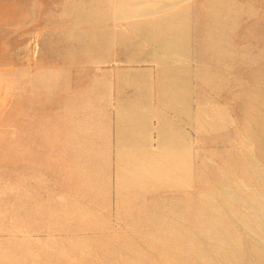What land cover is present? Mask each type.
<instances>
[{
  "label": "rangeland",
  "instance_id": "obj_1",
  "mask_svg": "<svg viewBox=\"0 0 264 264\" xmlns=\"http://www.w3.org/2000/svg\"><path fill=\"white\" fill-rule=\"evenodd\" d=\"M52 2L178 107L109 122L105 70H44L34 28L38 69L0 70V264H264V0Z\"/></svg>",
  "mask_w": 264,
  "mask_h": 264
},
{
  "label": "crops",
  "instance_id": "obj_2",
  "mask_svg": "<svg viewBox=\"0 0 264 264\" xmlns=\"http://www.w3.org/2000/svg\"><path fill=\"white\" fill-rule=\"evenodd\" d=\"M59 7H54L52 0H0V70H37L31 55V44L39 41L34 28L44 26V70H105L108 74L109 94L104 108L109 122L121 126L127 116L146 113L154 123L157 122L159 108L171 116L175 113L178 97L171 80L167 81L168 88L159 91L157 70H149L148 67L146 70H130L128 67L133 65L135 58L117 54L118 49L124 48L116 46L108 35L110 29L99 30L88 36L86 41L79 29L84 22L54 18V12L60 10ZM103 26L110 28L112 25ZM142 50L139 58L142 62L148 66L159 65V58L150 53L152 49L149 46ZM85 54L92 59L91 66L84 65ZM113 59H119L125 65L107 67ZM183 70H188V79H184L187 93L184 94L183 104L190 114L191 108L195 110L196 105L195 79L191 82L190 64L184 65ZM166 96L168 104L164 100ZM165 107L166 110H163Z\"/></svg>",
  "mask_w": 264,
  "mask_h": 264
}]
</instances>
